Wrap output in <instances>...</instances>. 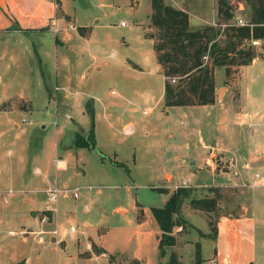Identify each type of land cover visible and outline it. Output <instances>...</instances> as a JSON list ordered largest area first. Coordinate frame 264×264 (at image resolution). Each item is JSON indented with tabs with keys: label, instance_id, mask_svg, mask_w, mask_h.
Returning <instances> with one entry per match:
<instances>
[{
	"label": "crops",
	"instance_id": "crops-1",
	"mask_svg": "<svg viewBox=\"0 0 264 264\" xmlns=\"http://www.w3.org/2000/svg\"><path fill=\"white\" fill-rule=\"evenodd\" d=\"M171 1L172 6L188 13L189 24L194 28L213 25L216 21L214 0ZM102 6L101 1L97 8L102 9ZM87 13L75 0H0V88L3 90L8 85L9 78L5 75L14 80L17 74L11 72L24 71L19 45L24 49L31 48L38 59L45 38L51 40L54 50L71 38L66 28L68 24L77 30L81 28L82 36L91 33L100 19L91 22L95 15L88 13L90 17L83 22ZM76 20L78 24L73 22ZM147 20L150 22V14L145 22L140 20L138 23H147ZM51 22L55 23L56 33ZM138 41L141 46L139 60L153 64L157 78L161 80V92L153 105H141L131 95L118 94L119 100L101 105L100 114L98 106L91 101L94 150L104 156L99 155L96 166L131 174L132 187L154 190L145 198L139 197L138 193L129 198L123 193H108L107 197L115 195L117 199L109 215L113 219L110 224L101 205H94L96 198L92 191L96 189V196H101L103 188L116 189L119 185L93 184L85 179L84 166H79L76 159L79 148H75L76 154L72 157V145L64 146L63 152H58V144L54 142L48 156L32 170L35 175L32 179L25 178L24 159L16 152L15 167L5 163V173L0 174V264H38L46 258L48 246H52L57 255L53 264H87L92 258L109 264L102 253L107 257L114 256L112 264H164L169 251L160 254L161 231L151 207H162L179 183L187 179L189 183L184 188L195 190L251 186L254 174L264 172V74L253 69L260 59L264 63V50L263 55L257 54L250 64L238 67L236 83H231L238 95L232 90L230 94L231 86L226 83L233 79L234 72L226 76L224 67H216L214 103L166 106L164 75L156 60L153 39L140 30ZM140 61L135 62L134 68L144 73ZM218 73L220 76L216 78ZM222 86L223 98L219 96ZM256 87L260 91L258 94ZM44 89L55 104L54 108L58 109L57 105H60L53 100L51 89ZM126 89L128 94L134 93L135 86L126 85ZM13 96L29 101L22 94ZM13 96L0 99V106ZM87 102L84 105L86 113ZM142 109L147 112L140 114ZM100 119L105 120L102 122L108 135L100 130ZM77 126L73 131V142L79 132L87 131L81 125ZM106 146L109 150L102 153L101 149ZM11 152L7 150L9 155ZM55 159L58 160L56 165ZM77 175L83 179L76 182ZM53 184L78 188L79 196L64 193L58 195L56 203H49L44 190ZM260 202H264L263 197L256 199L255 205ZM45 206H51L53 211H46ZM94 206L98 210L96 208L92 214ZM139 211L141 220L137 219ZM42 217L48 220L42 221ZM69 225L77 230L70 236L67 234ZM54 227L62 239L60 243L52 240L50 230ZM212 248V259L206 264H264V216L255 207H251L249 213L220 215L215 220Z\"/></svg>",
	"mask_w": 264,
	"mask_h": 264
},
{
	"label": "rangeland",
	"instance_id": "rangeland-1",
	"mask_svg": "<svg viewBox=\"0 0 264 264\" xmlns=\"http://www.w3.org/2000/svg\"><path fill=\"white\" fill-rule=\"evenodd\" d=\"M75 1L77 4L83 5L88 13L95 15L91 22L100 19V23L95 26L91 33L82 36L76 28L68 29L71 38L66 40L62 46L55 47V50L51 40L45 38L43 45L39 48L40 59L36 58L31 48L24 49L21 48L23 45H19L24 58V71L20 70L18 74L16 70L11 69L13 71L11 74H17L14 80L9 75H5L9 78L7 80L8 85L3 90L0 88V99H7L14 94H22L29 101L27 99L21 101L13 96L5 100L0 106V108H15L11 110L0 109L1 175L5 173V163L8 167H15V154L18 152L24 159L22 164L24 165L25 178H34L35 175L32 170L35 166L40 165L44 157L48 156L50 146L54 142L58 144V152H63L64 146L72 145L70 152L71 156L75 157L73 156L76 154V147L73 146V131L75 128L77 130L78 124L88 131L90 125V118L84 109L85 102L89 101V106L92 102L97 105L100 114L101 105H108L119 100L118 94L131 95L141 105H153L161 92V80L157 78V70L153 64L139 60L141 48L138 41L139 31L144 30L146 34L156 31L148 20L147 23H138L140 20L145 22L148 18L151 11L150 0ZM101 1L104 7L98 9ZM214 1L217 7V0ZM165 2L173 3L171 0H165ZM229 3L234 17H242L248 20L251 11L250 5H247L244 0H230ZM88 13L83 16V22H86L87 18L90 17ZM73 22L78 24L77 20ZM121 22H123L122 25ZM220 28L217 38L223 40V25ZM47 36L49 37V35ZM249 44L258 55H263V44L253 45L247 41L242 47ZM138 61L141 62L140 66L145 71L144 73L135 69V64ZM238 69H234L233 79L226 82L231 86L229 88L230 94L232 91L237 92L233 84L236 83ZM253 69L259 74H264L263 60L260 59ZM219 76V73L216 74V78ZM43 82L44 84H42ZM129 84L135 86L134 93L128 94L126 85ZM44 87L51 89L53 100H57L60 105V107L57 105L58 109L54 108L55 104L48 98ZM258 87L256 88L258 89ZM259 92L258 89L256 94ZM223 94L224 86H222L219 96L223 98ZM65 114L68 118L64 116ZM99 121H101L99 123L100 130L108 135L105 120L100 119ZM101 135L105 138L102 133ZM7 150L12 151L11 155L7 153ZM101 150L102 153H106L109 147L106 146ZM100 154L97 149L90 151L82 147L77 149L76 159L79 166L82 168L84 166L85 179L93 184L111 183L119 185L116 189L103 188L104 193L101 196H96V189L92 191L93 197L96 198L93 202L94 205H101L103 215L109 219L108 222L111 224L110 221L113 219L109 215H111V209L116 204L117 199L115 195L107 197L108 193H123L128 198L131 194L138 193L139 197L145 198L149 191L154 189H136L131 185V174L114 172L115 170L111 168L96 166ZM80 179H83L81 175H77L75 178L76 182ZM126 185L130 188H127ZM186 189L188 194L181 199L179 209V217L185 221L184 228L182 229L181 226L174 228L176 244L173 249L180 264H196L198 248L200 250L199 257L203 259L201 264H206L212 259L215 220L220 215L249 213L251 207H255V210L264 216V202L255 205L256 199L264 198V186L228 185L196 190L193 188ZM97 197L99 198L97 199ZM202 198H215V206L210 210H202L190 205V199ZM96 208L98 210V207H93L92 214ZM259 231L261 232L262 228ZM168 251L170 252V250ZM45 253H47L46 258L38 264H53L57 260V255L52 246H48ZM106 258H108L109 264H112L114 256L111 254L107 257L106 255ZM87 264L104 263L100 259L92 258L87 261Z\"/></svg>",
	"mask_w": 264,
	"mask_h": 264
},
{
	"label": "trees",
	"instance_id": "trees-1",
	"mask_svg": "<svg viewBox=\"0 0 264 264\" xmlns=\"http://www.w3.org/2000/svg\"><path fill=\"white\" fill-rule=\"evenodd\" d=\"M250 5L248 22L252 26L234 24V13L230 0H217L216 25H203L194 28L189 24L188 13L176 8L165 0H150V23L155 32L146 34L153 39L156 60L164 75V105H206L215 100L214 69L224 67L226 76L235 68L248 65L257 56L249 44L251 39H260L264 45V0H244ZM232 20V21H231ZM223 40L218 39L220 26ZM81 31V28H78ZM204 56L207 58L204 59ZM234 68V69H233ZM86 103L90 117L87 132H79L73 146L95 148L94 107ZM103 158L104 156L100 154ZM116 165L120 163L114 162ZM188 194L186 188L175 189L162 207H151V212L161 231L159 237L160 254L168 250L164 264H180L173 247L176 244L174 228H184L185 221L179 217L181 199ZM194 208L210 210L215 206V198L190 199ZM139 211L137 219L141 220ZM200 250L196 253V264H201Z\"/></svg>",
	"mask_w": 264,
	"mask_h": 264
},
{
	"label": "built area",
	"instance_id": "built-area-1",
	"mask_svg": "<svg viewBox=\"0 0 264 264\" xmlns=\"http://www.w3.org/2000/svg\"><path fill=\"white\" fill-rule=\"evenodd\" d=\"M234 24L235 25H239V26H252L246 19L242 18V17H234ZM213 25H216L215 23H213ZM51 26L53 28V32L56 33L57 32V28L55 27V23L54 22H51ZM67 29H75V27H73V25L71 24H68L67 26ZM223 27H224V24H223ZM250 42L253 44V45H261L262 44V41L260 39H251ZM207 57L204 56V59H206ZM142 112L143 113H146L147 110L146 109H142ZM66 118H68V116L65 114L64 115ZM22 121H24V119L22 118ZM216 153L214 152L213 153V156H215ZM58 160L55 159V165L57 164ZM188 183H189V179L185 180V181H182L179 183V185L176 187V188H184V187H187L188 186ZM251 186H264V172L260 173V172H256L254 174V180L251 184ZM45 194H46V199L47 201L50 203H56V200H57V197L58 195L60 194H68L70 193L72 195V197H78L79 196V189L78 188H73V189H69V188H63V187H58L57 185L53 184L49 187H47L45 190H44ZM45 210L46 211H53V209H51V206H45ZM51 218V217H50ZM48 218L47 217H42V221H47ZM42 232V231H41ZM77 230H76V227L73 226V225H69L68 226V231H67V234L70 236L72 233H76ZM50 233H51V237H52V240L55 242V243H60V241L62 240L61 238H59L57 235V229L54 227L50 230ZM102 255L106 256L107 254L106 253H102ZM212 264H215V263H212Z\"/></svg>",
	"mask_w": 264,
	"mask_h": 264
}]
</instances>
